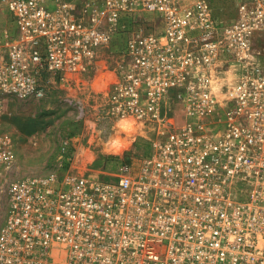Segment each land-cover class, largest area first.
I'll return each instance as SVG.
<instances>
[{
	"label": "built area",
	"instance_id": "2783aa9c",
	"mask_svg": "<svg viewBox=\"0 0 264 264\" xmlns=\"http://www.w3.org/2000/svg\"><path fill=\"white\" fill-rule=\"evenodd\" d=\"M2 11L14 32L0 36V177L16 148L5 106L89 78L105 51L117 60L97 121L145 141L105 179L11 180L0 264H264V0H0Z\"/></svg>",
	"mask_w": 264,
	"mask_h": 264
},
{
	"label": "rangeland",
	"instance_id": "374dc122",
	"mask_svg": "<svg viewBox=\"0 0 264 264\" xmlns=\"http://www.w3.org/2000/svg\"><path fill=\"white\" fill-rule=\"evenodd\" d=\"M8 16L4 11L0 12V36L6 31L14 32ZM116 60L109 51L99 57L97 68L89 76L95 79L96 92L107 86L105 78L113 75L107 71L114 69ZM75 94L69 93L65 87H55L43 99L12 101L5 106L7 112L2 118L1 129L13 137L16 148L11 170L0 177V230L7 221V186L11 180L50 172L59 175L85 173L105 179L115 175L120 161L129 162L135 152L141 151L137 146L143 145L145 140L142 138L133 144L132 141L126 143L120 136L116 137L117 133L110 127H101L100 124L86 126L84 120L92 118L91 113L86 111L85 116H81L75 101L74 104L66 101L68 96L80 101L82 96ZM109 139L113 141L106 143ZM108 145L126 148L122 149V155L110 157L106 153Z\"/></svg>",
	"mask_w": 264,
	"mask_h": 264
},
{
	"label": "crops",
	"instance_id": "0c3cea01",
	"mask_svg": "<svg viewBox=\"0 0 264 264\" xmlns=\"http://www.w3.org/2000/svg\"><path fill=\"white\" fill-rule=\"evenodd\" d=\"M107 72H105L104 74H107ZM90 78L91 77L85 78V76H79V78H77V79H79L80 81H74L69 85H60L59 87H61V88L65 87V88H67V91L69 93H76L75 95L80 94L82 96L80 101L69 99L70 96H68L66 101H68L70 104H71V101L72 102H74V101L79 102L86 107L87 112L91 113L89 115H92V118L88 117L87 120H84L86 126L97 125V124L98 125L100 124V126H101V123L99 121H97V114H98L97 105L99 102V97L96 96L97 92L94 90L95 79H93V78L90 79ZM94 78H96V76ZM81 87L83 89H81ZM80 90H82V91H80ZM91 138L92 137H90L89 140H91Z\"/></svg>",
	"mask_w": 264,
	"mask_h": 264
}]
</instances>
